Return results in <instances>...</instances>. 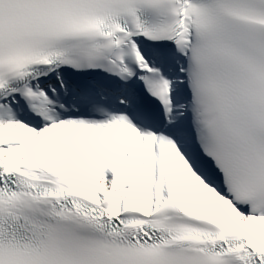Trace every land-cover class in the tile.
<instances>
[{
	"label": "snow or ice",
	"instance_id": "1",
	"mask_svg": "<svg viewBox=\"0 0 264 264\" xmlns=\"http://www.w3.org/2000/svg\"><path fill=\"white\" fill-rule=\"evenodd\" d=\"M0 264H264V0H0Z\"/></svg>",
	"mask_w": 264,
	"mask_h": 264
}]
</instances>
